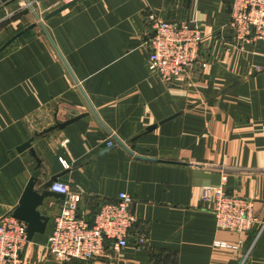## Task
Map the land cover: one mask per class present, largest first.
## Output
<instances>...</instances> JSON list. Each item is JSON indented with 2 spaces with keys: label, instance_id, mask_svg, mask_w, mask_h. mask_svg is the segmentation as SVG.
<instances>
[{
  "label": "crops",
  "instance_id": "crops-1",
  "mask_svg": "<svg viewBox=\"0 0 264 264\" xmlns=\"http://www.w3.org/2000/svg\"><path fill=\"white\" fill-rule=\"evenodd\" d=\"M233 1H33L51 40L24 0H0V48L9 42L0 51V217L13 212L31 176L38 187L60 174L82 193L79 213L89 221L104 202L129 193L136 238H147L59 261L47 243L63 198L50 197L41 208L46 230L28 240L23 264H264V41L235 37ZM150 14L201 32L199 63L173 82L148 67ZM31 137L41 163L18 150ZM116 137L157 160L136 157ZM186 162L228 168L221 186L253 201L251 229L217 227L201 202L197 168ZM216 240L243 242L232 249Z\"/></svg>",
  "mask_w": 264,
  "mask_h": 264
},
{
  "label": "built area",
  "instance_id": "built-area-1",
  "mask_svg": "<svg viewBox=\"0 0 264 264\" xmlns=\"http://www.w3.org/2000/svg\"><path fill=\"white\" fill-rule=\"evenodd\" d=\"M231 13L229 26L238 40L242 43L264 41V0H234ZM149 21L152 34L146 43L148 67L162 79L173 82L199 63L201 32L189 22H169L154 14H150ZM201 66L205 67L206 63ZM113 144V141L108 142V146ZM60 161L68 167L66 160L60 158ZM50 190L65 195L47 243L59 261L89 260L97 255L117 253L129 245L131 238H136V218L131 210L133 197L129 193L121 191L116 200L104 202L94 219L89 221L79 213L83 200L81 192L58 180ZM200 199L202 204L211 205L219 229L241 234L251 229L257 220L252 200L230 195L222 186L201 187ZM136 239L139 245L147 241L142 235ZM28 240L26 221L13 212L2 215L0 264H23V251ZM242 242L216 240L214 243L218 247L238 249Z\"/></svg>",
  "mask_w": 264,
  "mask_h": 264
},
{
  "label": "water",
  "instance_id": "water-1",
  "mask_svg": "<svg viewBox=\"0 0 264 264\" xmlns=\"http://www.w3.org/2000/svg\"><path fill=\"white\" fill-rule=\"evenodd\" d=\"M25 3L28 5L27 11L31 10L33 14L35 15V18L37 20V23L40 24L47 35L51 38L49 32L47 31L43 19L41 18L40 14L38 13L36 6L32 0H24ZM69 4H65L64 6L56 9L55 11L51 12L45 17L46 19L51 18L55 14L59 13L62 9L66 8ZM36 24H32L30 27L35 26ZM22 32L16 34V37L19 36ZM52 40V38H51ZM9 43V42H8ZM8 43H6L4 46L0 48V51L5 48ZM83 117V114H80L78 116H75L69 120H66L64 122L56 121V123L46 129H44L42 132L37 133L38 135H44L52 130L55 129H62L69 123L80 119ZM170 118H167L163 120L161 123L166 122ZM157 127V124H153L147 128V131H151ZM33 140L34 137H31L26 142L21 144L18 147V150L20 152L29 150L30 154L37 160L38 163H41V160L37 156V153L33 147ZM116 140L119 144H121L128 152L135 155V153L118 137H116ZM139 158L144 159H151V160H157L155 158L146 157V156H140L135 155ZM184 163V162H180ZM187 163V162H186ZM189 165H195L197 170L194 172V181L195 184L201 187H221V181H222V171L228 168L218 167V166H208V168L213 169L214 171H206L203 168L207 167L204 164H192L187 163ZM60 174L49 176L45 182H43L41 185L37 187L38 178L36 176H31L21 197L18 202V204L13 209V214L26 221L27 223V232H28V239L31 240L36 232L38 233H44L47 227V224L49 222L50 217L42 212V207L45 206V202L47 198L50 197H56V198H64L65 195L62 193L54 192L50 190V187L58 180Z\"/></svg>",
  "mask_w": 264,
  "mask_h": 264
}]
</instances>
